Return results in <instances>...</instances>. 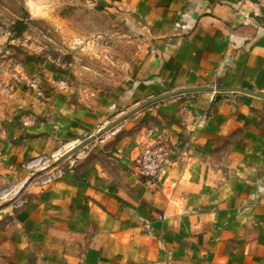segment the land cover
<instances>
[{
    "label": "crops",
    "instance_id": "crops-1",
    "mask_svg": "<svg viewBox=\"0 0 264 264\" xmlns=\"http://www.w3.org/2000/svg\"><path fill=\"white\" fill-rule=\"evenodd\" d=\"M116 2L150 49L140 81L89 109L0 103V188L35 156L64 168L0 204V264H264V0ZM151 144L156 186L136 167Z\"/></svg>",
    "mask_w": 264,
    "mask_h": 264
},
{
    "label": "rangeland",
    "instance_id": "rangeland-1",
    "mask_svg": "<svg viewBox=\"0 0 264 264\" xmlns=\"http://www.w3.org/2000/svg\"><path fill=\"white\" fill-rule=\"evenodd\" d=\"M116 1L0 0V103L55 95L89 109L140 81L150 49Z\"/></svg>",
    "mask_w": 264,
    "mask_h": 264
},
{
    "label": "built area",
    "instance_id": "built-area-1",
    "mask_svg": "<svg viewBox=\"0 0 264 264\" xmlns=\"http://www.w3.org/2000/svg\"><path fill=\"white\" fill-rule=\"evenodd\" d=\"M165 155V151L159 146L151 144L144 147L136 160L138 176L150 185L156 186L166 162ZM58 162L59 157L54 155H39L28 160L24 165L25 178L16 184L0 188V204L9 203L15 209L20 208L26 202L24 192L28 188L37 189L41 193L51 184L61 180L64 168ZM26 183L27 186L21 192Z\"/></svg>",
    "mask_w": 264,
    "mask_h": 264
},
{
    "label": "water",
    "instance_id": "water-1",
    "mask_svg": "<svg viewBox=\"0 0 264 264\" xmlns=\"http://www.w3.org/2000/svg\"><path fill=\"white\" fill-rule=\"evenodd\" d=\"M207 90H211V89H210V88H206V89L203 88V89H201V90H197V91H207ZM184 91H185V90H184ZM186 91H187V90H186ZM177 93H180V92H176V93H174V94H177ZM174 94H171V95H174ZM165 97H166V96H165ZM152 101H156V100H152ZM148 103H149V102H146V103L142 104L141 106H139L138 108L134 109L133 111H131V112L128 113L127 115H125V116H123L122 118L116 120V122L110 124V126H109L107 129H110V128L114 127V126L117 125L120 121H122L125 117H127V116L131 115L132 113L136 112L137 110H139L140 108L144 107V106L147 105ZM107 129H106V130H107ZM103 131H105V129H104ZM88 141H89V140H87V141L83 142L82 144L76 146L75 148L71 149V150H70V151H69L64 157H66V156H68V155L74 153L75 151H77L78 149H80L84 144H86ZM26 186H27V183L23 186L21 192L24 190V188H25Z\"/></svg>",
    "mask_w": 264,
    "mask_h": 264
},
{
    "label": "trees",
    "instance_id": "trees-1",
    "mask_svg": "<svg viewBox=\"0 0 264 264\" xmlns=\"http://www.w3.org/2000/svg\"><path fill=\"white\" fill-rule=\"evenodd\" d=\"M14 28L16 29L17 33H21L25 28V24L23 21H16L14 23Z\"/></svg>",
    "mask_w": 264,
    "mask_h": 264
}]
</instances>
